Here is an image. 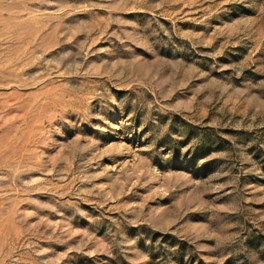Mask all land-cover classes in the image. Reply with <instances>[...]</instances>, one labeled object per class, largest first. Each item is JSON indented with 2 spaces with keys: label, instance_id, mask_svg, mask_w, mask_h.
I'll return each mask as SVG.
<instances>
[{
  "label": "rangeland",
  "instance_id": "obj_1",
  "mask_svg": "<svg viewBox=\"0 0 264 264\" xmlns=\"http://www.w3.org/2000/svg\"><path fill=\"white\" fill-rule=\"evenodd\" d=\"M0 264H264V0H0Z\"/></svg>",
  "mask_w": 264,
  "mask_h": 264
}]
</instances>
